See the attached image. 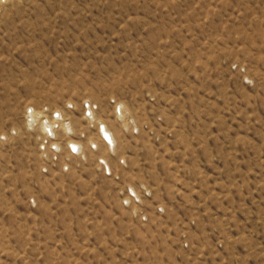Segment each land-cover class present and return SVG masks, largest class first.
I'll use <instances>...</instances> for the list:
<instances>
[{
	"label": "rangeland",
	"instance_id": "obj_1",
	"mask_svg": "<svg viewBox=\"0 0 264 264\" xmlns=\"http://www.w3.org/2000/svg\"><path fill=\"white\" fill-rule=\"evenodd\" d=\"M0 264H264V0H0Z\"/></svg>",
	"mask_w": 264,
	"mask_h": 264
},
{
	"label": "built area",
	"instance_id": "obj_2",
	"mask_svg": "<svg viewBox=\"0 0 264 264\" xmlns=\"http://www.w3.org/2000/svg\"><path fill=\"white\" fill-rule=\"evenodd\" d=\"M102 137L106 140V141H111L109 136H107V134H105V132L103 131V124L99 125ZM70 149L75 152L79 149V145L77 143H71L70 145Z\"/></svg>",
	"mask_w": 264,
	"mask_h": 264
},
{
	"label": "bare ground",
	"instance_id": "obj_3",
	"mask_svg": "<svg viewBox=\"0 0 264 264\" xmlns=\"http://www.w3.org/2000/svg\"><path fill=\"white\" fill-rule=\"evenodd\" d=\"M103 131L105 132V134H107V136H109L111 142H112V145L114 144V137H113V134L111 132V130L105 125L103 124ZM112 150H114V146H112Z\"/></svg>",
	"mask_w": 264,
	"mask_h": 264
}]
</instances>
